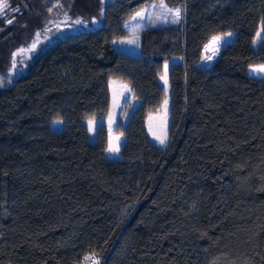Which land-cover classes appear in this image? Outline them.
Listing matches in <instances>:
<instances>
[{"label":"trees","instance_id":"16d2710c","mask_svg":"<svg viewBox=\"0 0 264 264\" xmlns=\"http://www.w3.org/2000/svg\"><path fill=\"white\" fill-rule=\"evenodd\" d=\"M180 9L178 23L147 28L140 53L117 50L124 25L151 4ZM8 0L0 15V73L42 30L50 2ZM73 17L101 26L56 37L0 89V264H264V0H72ZM18 9V11H13ZM12 23H7V20ZM235 38L211 67L204 51ZM169 142L147 120L167 92ZM140 104L121 158L107 157L109 130L91 142L87 120L107 117L110 80ZM63 120L61 131L52 123Z\"/></svg>","mask_w":264,"mask_h":264},{"label":"rangeland","instance_id":"374dc122","mask_svg":"<svg viewBox=\"0 0 264 264\" xmlns=\"http://www.w3.org/2000/svg\"><path fill=\"white\" fill-rule=\"evenodd\" d=\"M45 5L50 2L48 7L45 25L42 30H38L35 33H40L39 40H37L36 34L34 40L37 43L35 50L29 52L27 49L31 48L33 42L29 44L25 43L19 49L23 48L26 51L22 54L15 55V66H13L14 54L18 53L17 49L12 58V64L10 66L7 74L0 73V83L4 88L14 80H16L20 75H22L27 68L28 62L32 59L36 51L40 47H44L51 43L56 37H62L66 34L78 33L81 31L93 30L101 26V21L94 19L92 22H87L82 20L80 17H73L69 13V9L66 10L65 4L69 3L71 5L72 0H46ZM108 0H105L107 2ZM162 1L158 4H151L143 8L139 12L144 13V18L141 19L137 16V13L128 21L124 23L126 28L131 31V35L126 38H122L115 42L116 48L120 52H124L130 55H138L140 53V42L141 34L147 28H155L163 26L166 24H171L174 11H166L164 6L162 7ZM7 9V8H6ZM5 9V10H6ZM4 10V11H5ZM146 10V11H145ZM181 21L183 19V11H181ZM1 15V14H0ZM135 17V19H134ZM76 20L83 21V24H75ZM59 25V27H58ZM260 35L256 37L253 46L257 47L264 37V28L261 26L259 30ZM229 34V33H228ZM224 34L217 37H221L219 43L210 41L205 48L203 60L201 62L202 67H211L215 60L218 58L221 50L228 44L231 43L235 34L230 33L231 35ZM129 41H134L129 43ZM218 49V50H217ZM211 56V59L206 57ZM169 70L170 65L166 64L164 69V74L160 78V82L167 92V98L163 103L161 109L152 113L147 120V129L151 141L159 148H165L169 142V130H170V114H171V94H170V85H169ZM249 75L255 78L264 79V65H255L249 68ZM110 90H111V108L106 118L99 119H90L87 120V125L90 131L91 142H94L97 137L98 126L101 122L106 123L109 130V145L118 147V152H109L107 148V157L110 159H119L121 158V148L125 143V135L123 133H117L116 129L120 123L126 126L131 119L134 111L138 108L140 102L138 99L133 97L132 88L120 79H111L110 80ZM57 121H62V123H56ZM65 127V122L63 120H56L52 123V129L55 131H61ZM164 139V143H160V139Z\"/></svg>","mask_w":264,"mask_h":264},{"label":"snow or ice","instance_id":"6c2138e0","mask_svg":"<svg viewBox=\"0 0 264 264\" xmlns=\"http://www.w3.org/2000/svg\"><path fill=\"white\" fill-rule=\"evenodd\" d=\"M161 6L163 7V5H161ZM8 7H9V5H8V0H0V14H2V13L4 12V10H5L6 8H8ZM13 11H18V9H15V10H13ZM145 11H146V10H145ZM169 11H173V10L169 9ZM181 15H182V14H181V10H180V9H175V10H174L173 19H172L171 22H172V23H178L179 20L181 19ZM137 16H139L141 19H143V18H144V13H143V12H138V13H137ZM134 19H135V17H134ZM7 23L11 24V23H12V20H10V19L7 20ZM74 23H75V24H83V21H81V20H76ZM58 27H59V25H58ZM0 30H2V29H0ZM228 35H231V34L229 33ZM257 35L259 36L260 33L258 32ZM36 37H37V40H39L40 33H36ZM220 39H221V37H214V38H213V41L216 42V43L218 44L219 41H220ZM132 42H134V41H129V43H132ZM36 47H37V43L34 41L33 44L31 45V48L27 49V51L31 52V51L35 50ZM206 49H207V46H206ZM217 50H218V49H217ZM25 51H26L25 49L21 48V49H19L18 53H15V54H14L13 66H15V55L22 54V53H24ZM206 58H207V59H211L212 57L209 56V57H206ZM0 86H3L2 83H0ZM165 103H167V102L165 101ZM56 123H62V121H57ZM157 139H160V143H161V144H163V143L165 142L164 139H161V138H159V137H157ZM108 151H109V152H118V151H119V148L110 145L109 148H108ZM93 264H96V262H93Z\"/></svg>","mask_w":264,"mask_h":264},{"label":"built area","instance_id":"2783aa9c","mask_svg":"<svg viewBox=\"0 0 264 264\" xmlns=\"http://www.w3.org/2000/svg\"><path fill=\"white\" fill-rule=\"evenodd\" d=\"M93 262H96V264H102V260L99 256L95 255L88 256L81 264H93Z\"/></svg>","mask_w":264,"mask_h":264}]
</instances>
